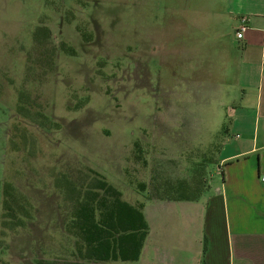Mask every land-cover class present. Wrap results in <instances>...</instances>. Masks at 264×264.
I'll list each match as a JSON object with an SVG mask.
<instances>
[{
	"label": "rangeland",
	"instance_id": "1",
	"mask_svg": "<svg viewBox=\"0 0 264 264\" xmlns=\"http://www.w3.org/2000/svg\"><path fill=\"white\" fill-rule=\"evenodd\" d=\"M226 5L0 0V264H86L66 232L60 175L81 186L97 174L143 207L178 181L221 185L234 36ZM42 28L50 35L36 42ZM5 183L33 215L15 231L1 225Z\"/></svg>",
	"mask_w": 264,
	"mask_h": 264
},
{
	"label": "crops",
	"instance_id": "2",
	"mask_svg": "<svg viewBox=\"0 0 264 264\" xmlns=\"http://www.w3.org/2000/svg\"><path fill=\"white\" fill-rule=\"evenodd\" d=\"M221 14L234 30L222 183L208 184L197 202L147 203L149 235L138 264H264V0H227ZM241 17L249 27L238 40Z\"/></svg>",
	"mask_w": 264,
	"mask_h": 264
},
{
	"label": "trees",
	"instance_id": "3",
	"mask_svg": "<svg viewBox=\"0 0 264 264\" xmlns=\"http://www.w3.org/2000/svg\"><path fill=\"white\" fill-rule=\"evenodd\" d=\"M38 32L36 42L43 34L46 38L50 35L48 28ZM69 52L70 56H75L74 49ZM55 184L63 193L65 202L71 205L65 228L75 240V256L79 260L86 264L139 261L149 235L143 206H134L123 200L122 193L97 174L81 186L66 175H60ZM205 191L201 179L194 177L191 181L170 184L165 188L166 194L170 195L157 200L197 202ZM2 197V229L15 231L24 228L33 218L25 196L11 183H5Z\"/></svg>",
	"mask_w": 264,
	"mask_h": 264
},
{
	"label": "built area",
	"instance_id": "4",
	"mask_svg": "<svg viewBox=\"0 0 264 264\" xmlns=\"http://www.w3.org/2000/svg\"><path fill=\"white\" fill-rule=\"evenodd\" d=\"M249 27V19L247 17H241L239 26L235 32V36L238 40H243ZM261 182L264 184V177H261Z\"/></svg>",
	"mask_w": 264,
	"mask_h": 264
}]
</instances>
